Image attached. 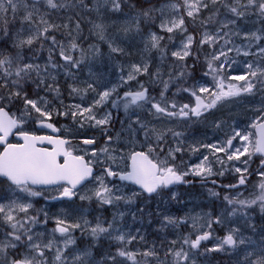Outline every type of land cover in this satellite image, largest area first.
Wrapping results in <instances>:
<instances>
[{
	"label": "snow or ice",
	"instance_id": "obj_1",
	"mask_svg": "<svg viewBox=\"0 0 264 264\" xmlns=\"http://www.w3.org/2000/svg\"><path fill=\"white\" fill-rule=\"evenodd\" d=\"M79 3L85 8L88 7L83 3V0H79ZM104 3L110 5L111 11L120 12L122 7L129 3V0H104ZM41 5L51 10H60L68 6L64 0H31V3H29V0H0V40L7 43L4 38H11L9 24L14 23L19 17L21 25L27 24L29 26V34L24 38L22 30L17 31L15 38L12 39V47L23 49L28 46L31 48L34 43L41 41L40 47L44 48L42 41H51V46L48 48V60L43 67L38 63L27 62L20 52L12 55L6 49L0 48V145H3V150L0 151V178H3V180L0 182H7L9 188L13 191L26 193L33 197L42 194L40 191L33 190V186L58 185L60 186L58 190L61 192V196L71 199L78 195L77 187L85 180L92 178L97 182L98 186L92 191V195L85 194L79 198L81 200H91L94 197L101 204L111 205L122 199L131 202V198L116 195L112 187H109L105 182V177H118L121 181H130L139 185L144 192L151 195L157 193L159 189L167 188L174 183H187L188 181H185L184 178L189 175L206 179L216 174L213 172L208 156H203L199 163L188 166L183 171L170 162L176 160V153L184 150L180 146L183 144L182 140L177 141L175 148L168 147L165 149L164 146L167 144L166 136L169 132L176 138L182 135V133L175 132L171 128L167 130L150 129L149 131H151L156 140L155 145L148 144L147 151H132L126 158L123 156L119 157L121 161L125 159L130 161L131 170L123 174L113 168V165L119 166L117 157L111 154L107 146L98 150L100 155L105 157L104 159L100 158L97 150H92L91 156L95 159L85 160L83 155H73L71 150L64 147V145L69 143L66 140L53 139L51 136L30 135L28 132L23 131L22 125L26 122L25 117L31 118L33 113L37 114L38 119L42 118L40 123L43 127L57 131L52 123H45L53 115V110L48 107V101L39 96L37 99L30 98L24 85L31 81L36 85L37 89L43 86L46 91L54 92L59 97L61 94L60 87L55 83L56 76L49 69L79 68L83 63V58L75 59L71 54L79 47L75 43V38L72 39L69 46H65L57 40L55 35H49L53 30H59L61 27L68 28V25L50 23L45 18L48 13L41 14L40 12ZM130 7L136 8L146 22L154 21V13L158 12L161 16L158 27L161 32L169 34L167 39L172 41L174 38L173 33L181 34L183 39L179 48L172 50L170 53L172 68L174 71L178 70L175 76L170 71L167 73L169 79L164 80L160 68H157L155 72H150V64L147 60L139 64H130L127 76H120L121 81L128 83L137 80L140 75H147L152 82H158L162 85L158 93L159 100L149 96V90L142 83L140 84V90L125 92L123 107L126 112L132 106L143 108L145 104H150L151 109H154L153 115H156L157 118L187 119L191 116L199 118L205 112L216 108L225 101L233 100L243 95H255L256 92H264V63L246 61L244 65L246 72L243 74L232 75L228 71L232 65L237 64V61L229 56V53L233 51L238 56L249 57L255 55L259 61L264 62V46H260L257 53L249 50L253 47L251 42L256 41L259 44L260 41L264 40V35L256 32L242 33L239 30L233 31L230 28V25H235L237 20L243 19L250 14L264 19V0H178V2L165 3L160 7L154 4L144 7L140 0H135L134 3L130 4ZM221 8L226 10L234 19L220 21V27L215 33L207 30L200 31L199 38L194 33L189 32L187 21H191V27L194 32L198 31L196 22L199 20L200 26L212 22L213 18L220 13ZM21 10H23L22 16L20 15ZM205 10L212 13L207 19L202 16ZM79 27L80 25L77 23L76 28L79 29ZM95 28L98 30L96 34L99 39L105 40L103 25L96 24ZM226 29L227 31H225ZM137 30H139L138 26ZM124 31L127 32L128 29H124ZM68 35L71 36V32ZM232 36L241 37L249 43L244 46H237L231 39ZM163 40H165V36L151 32L145 42V51H157L160 53L162 62L168 54L167 46L162 44ZM205 45L213 49L205 57L206 71L203 73L204 76L211 77L212 85L209 86L207 82L200 83L199 81L183 87L178 85V91L189 93L190 96L195 98L194 106H190L188 103L178 105L175 101L166 99L165 94L168 93L170 84L175 83L176 80H180L181 84H187L188 78L193 76L195 61L189 66L187 60L193 55L194 46L197 49H202ZM229 45L232 46L229 47ZM108 47L112 53H122L124 51L123 48L115 45L114 41H108ZM57 48L59 59L64 61V64L54 61V54H57ZM232 71H235V69H232ZM66 75L74 78V74L71 71H67ZM49 78H51L53 83H47ZM232 81H237L238 83H232ZM84 83L86 84L85 87L70 84V93L81 95V98L87 95L89 91L96 93L97 98L94 99L92 106L71 105L68 106L67 111L58 112L57 114L68 115L70 113L74 120L80 117L76 122L81 127L85 123H90L93 127H103L110 122L111 114H106L103 118H97L93 109L107 103L112 94L117 91L119 85H114L110 89L103 91H97L95 84ZM98 83H100L99 80H97ZM15 100L23 101L22 111L19 116L6 110L7 106ZM61 103L63 102L61 101ZM112 106L117 107L115 101H113ZM257 112L259 115L251 125V127L258 129L259 132V138L254 144L250 139L251 134L234 129L233 134L224 142L226 146L218 147L213 144L204 145V147L211 148L213 155L218 152L225 153L228 161L239 160L241 156L246 154L249 157L253 153L264 155V106L258 108ZM137 123H140V121L137 120ZM140 127L142 129L147 128V125L140 123ZM17 129L19 131L14 133V130ZM13 134L18 135L23 143L9 142L8 138ZM144 135L146 139H149L148 131ZM237 138L241 142V147H235L233 144V141L237 140ZM111 139L109 136L108 140L111 141ZM44 143L53 145V149L50 151L47 148L37 147L38 144ZM83 143L91 145L96 143V141L94 139H84ZM250 148L252 152L249 151ZM157 149L160 152L166 151L167 155L164 159L157 158ZM230 149L234 150L229 151ZM190 150L193 153L199 151L198 148L191 146ZM61 156L63 157L62 161L59 159ZM216 160L218 163L224 164V160L220 157L217 156ZM107 161H111V164L107 163ZM244 163H247V161H244ZM94 164L103 165L102 173L95 177L93 176ZM235 171L241 173L239 167ZM244 171L247 170L245 169ZM219 174L222 175L223 173ZM245 183L246 178L242 173L239 178V185H244ZM229 187H236V185H229ZM258 188L259 193L253 194L254 198L250 200L231 199L227 196L224 199L230 205L239 204L241 207H251L259 203L261 211L264 212V171L260 172ZM133 195L136 194L133 193ZM212 195H218V193L213 192ZM31 208V203H23L18 199L10 200L7 204L0 203V223L6 225L7 229H9L0 238V264H69V258L65 253L70 246L76 243L73 236L76 230H80L82 233L87 232L93 240H99L102 236L114 238L120 245L131 244L137 239L136 236H126L118 229L115 237H112V223H108L105 226L103 221L98 220L92 226L87 220L69 222L63 218L55 220L52 235L46 237L44 233H33V226L38 221L35 216L29 215V209ZM234 212L235 209L233 214ZM191 219L193 221L192 227L196 230L195 237L192 238L191 235L181 237L182 243L178 249L175 247L179 243L178 241L173 240L170 242L173 246L165 251V257H172L170 264H195L192 250L198 251L202 242L209 240L212 236L211 231L198 230L196 217ZM45 222L47 221L45 220ZM166 222L173 226L187 223L186 220L180 221L171 217H167ZM221 222L220 218H216L214 221L207 220L205 224L199 225V228L206 226L211 229L213 223L220 224ZM236 232V229L230 230L220 240L219 244L207 248L206 251L220 252L226 248H236L238 242L239 244H244L242 238L239 241L237 240ZM57 234L62 238L63 247L59 246ZM140 239L142 240L143 237H140ZM185 245L188 250H185ZM48 253L52 254L51 258H49ZM87 255H89L88 252L77 254L73 258L72 264H76L77 261L81 262V264H87V261L83 259ZM117 255L127 261H131V264H152V259L156 260L157 264H168L166 260L160 259L158 252L154 248L143 252H133L125 247H120L117 250ZM137 255L146 259L143 262L138 261ZM112 259L115 260V257ZM249 264H264V252L257 259L250 260Z\"/></svg>",
	"mask_w": 264,
	"mask_h": 264
},
{
	"label": "rangeland",
	"instance_id": "obj_2",
	"mask_svg": "<svg viewBox=\"0 0 264 264\" xmlns=\"http://www.w3.org/2000/svg\"><path fill=\"white\" fill-rule=\"evenodd\" d=\"M134 2L135 0H129V3L125 4L120 12H113L110 10V5H106L104 0H89V13L86 15L89 41H80L81 46L77 48L76 56L77 59L83 58V63L79 68L49 69V71L56 76L55 83L60 87L61 94L59 97H57L54 92L46 91L43 86L39 88L40 91L37 95L36 90L38 89L33 82H30L29 85L32 89H26L29 97L37 99L39 96L48 101L49 109L53 110V115L50 118L51 120H49L60 128L67 139L72 140L76 152L79 155H83L86 160L95 159L91 156L92 150H97L98 155H100L98 150L107 146L111 154L117 157V164L119 166L113 165V167L123 170L128 160L125 159L121 161L119 157L123 156L126 158L132 151H147L148 144H156L155 137L152 135L151 131H149L150 129L167 130L171 128L175 132L182 133V135L176 138L169 132L166 136L167 144L164 147H166V149L168 147L175 148L178 140L183 141V144L180 146L184 150L183 152L176 153L175 160L180 163L179 168L181 171L185 170L188 166L199 163L203 159V156H208L213 167V172L216 174L222 172V175H224L227 170L238 173L235 171L237 167L241 169V172H244L249 166V163H244L247 154L241 156L239 160L233 159L228 161L225 153L218 152L213 155L211 148L204 147V145L215 144L218 147L226 146L224 142L233 134L234 129L251 134V125L259 115L257 109L264 106V92H256L255 95H243L239 98L225 101L199 118L194 116L187 119L168 117L157 118L156 115H153L154 109H151L150 104H145L143 108H129L127 112L125 111L123 107V95L125 92L133 91L132 88H135L136 91L140 90V84L142 83L146 88H151L149 96L159 99L158 93L162 85L158 82H152L147 75H140L137 77V80L128 83L121 81L120 76H127L130 64L143 63L145 60L150 64V72H155L157 68L161 69L164 80L169 79L167 73L170 71H172L175 76L178 70L174 71L172 68L170 53L172 50L179 48L183 39L181 34L173 33L172 35L174 38L172 41H169L167 39L169 34L161 32L158 27L161 21L160 14L158 12L154 13L155 20L146 22L145 18L140 15L136 8L130 7V4ZM169 2L175 1L161 0L152 3V0H140V3H142L144 7H147L149 4L160 7ZM29 3H31V0H29ZM40 12L41 14L48 13L45 18L48 19L50 23L68 25V28L61 27L59 30H53L49 35H55L57 40L65 46H69L73 38H75V43H77L80 34L79 29L76 28L77 23H73L69 18L61 17L62 19H58L51 9H47L44 5L40 6ZM204 12L202 13L204 19L212 15L211 11L205 10ZM20 15H23V10H21ZM227 19H234V17H231L226 10L221 8L220 13L213 18L212 22L200 26L198 20L196 22L198 31L194 32V29L191 27V21H187V23L189 22V32L194 33L197 38H199L200 31L207 30L215 33L220 27V21ZM96 24L103 25L105 40H100L96 34L98 31L95 28ZM137 26L139 30H137ZM28 28L29 26L27 24L21 25L18 17L14 23L9 24L11 38H4L7 43L0 40V48L7 49V45L12 43V39L15 38V33L17 31L22 30V36L26 38L29 34ZM230 28H232L233 31L239 30L242 33L256 32L257 34L264 35V19H261L257 15L250 14L243 19L237 20L235 25H230ZM124 29H128V31L125 32ZM225 31H227V29ZM69 32H71V36L68 35ZM151 32L165 36V40L162 41V44L167 46L168 54L163 62L160 59V53L157 51H145V42ZM82 38L86 40L87 36ZM231 39L237 46H244L249 43L241 37L232 36ZM108 41H114L115 45L123 48L124 51L122 53H112L108 47ZM42 42L44 48L40 47L41 41H37L31 48L25 46L21 50L24 51L23 56L27 62L38 63L43 67L48 60V48L51 46V41L45 40ZM221 43H223V41H221ZM251 43L253 47L249 50L253 53H257L259 47L264 46V40L260 41L259 44H257L256 41H252ZM231 46L232 45H229V47ZM212 50L213 49L209 48L207 45L202 49H197L194 46L193 51L197 53L196 57L198 58V52H201L204 56V67L201 66V74V70H198L200 63L198 60V62L196 61L194 74L192 77L188 78L187 86L195 81H199L200 83L207 82L209 86L212 85L211 77L203 75L204 71H206L205 57ZM56 53L57 54H54V61L59 64H64V61L59 59L58 48L56 49ZM71 54L73 55V52ZM229 56L237 61V64L232 65L231 69H228L232 75L246 72L244 66L246 61L264 63L259 61L258 57L255 55L249 57H244L242 55L238 56L235 51H233L229 53ZM192 59L193 57L191 56L187 60L189 66L194 62ZM232 69H235V71H232ZM67 71H71L74 74V78L66 75ZM97 80H99L100 83L97 84ZM177 81L178 80L170 84L169 91L165 94L166 99L175 101L178 105L188 103L191 106L193 103L189 93L178 91L176 94ZM84 82L95 84L97 91H103L110 89L114 85H119L117 91L112 94L107 103L93 109L97 118H103L106 114H111L110 122L103 127H93L90 123H85L84 126L81 127L80 124L76 122L80 117L74 120L70 113L68 115L57 114L58 112L63 113L67 111L68 106L71 105L79 104L81 107L92 106L94 99L97 98L96 93L89 91L83 98H81V95L70 93V84H77L81 87H85L86 84ZM47 83H53L51 78L47 80ZM232 83L238 82L232 81ZM61 101L63 103H61ZM113 101L116 102L117 107L112 106ZM22 104V100H15L12 104L7 106L6 110L19 116L22 111ZM119 108L122 112L119 111ZM114 111L117 113L113 114ZM118 112H120V114H118ZM40 119L37 118L36 113H33L31 118L25 117L26 122L22 126L30 125L31 123L40 121ZM137 120L147 125V128L142 129L140 123H137ZM146 131L149 132V139L145 138L144 133ZM102 132L108 134L107 136L112 138L111 141L106 142L105 139L108 137L105 136V138H97V134ZM84 139H94L96 141L95 146L91 147L90 145H85L83 143ZM250 139L252 140V135H250ZM234 141L235 143L233 144L235 147H241L239 138ZM190 146L198 148L199 151L193 153L190 150ZM233 150L234 149H231V151ZM157 152H160L159 149H157ZM166 155L167 153L165 151L161 159H164ZM217 156L224 160L223 165L217 162ZM100 158L104 159L105 157L100 155ZM108 162L111 164V161H107V163ZM93 166L101 167L103 165L94 164ZM215 167L218 172L215 171ZM100 174L101 173L96 174L95 176ZM186 177L196 180H206L211 179L213 175L206 179L193 175ZM255 181V186L258 188L260 180ZM105 182L109 187H112L116 195L131 198V202L122 199L111 205H105L101 204L94 197L91 200H81L79 198L81 195H92V191L98 186L97 182L91 179L90 182L76 190L78 195H76L75 199L71 202L66 199L60 201L57 199L54 200V197L56 198L61 195L58 189L45 191L42 189H33L42 193L40 196L33 197L26 193L13 191L8 186L2 196L3 198H0V203L7 204L13 199H18L23 203H31L32 208L29 209V214L37 212L36 218L41 220L33 226V233H44L46 237L52 235V229L55 227V220L57 218H63L69 222H82L83 220H87L92 226L100 220L105 223V226L108 223L113 224L112 237H115L117 234V229L121 233L126 234V236L137 237L131 244L120 245L114 238L102 236L99 240L107 245L98 247L99 244L96 243L98 240H93L87 232L82 233L80 230H76V232L73 233L76 243L70 246L65 253L69 258V264H72L73 258L77 254H83L84 252L89 253V255L83 258L84 261H87V264H131V261H127L117 255V250L120 247H125L127 250L133 252H143L150 248H154L158 252L160 259L166 260L168 264H170L172 257H165V251L173 246L170 242L173 240L178 241L179 243L175 246L178 249L182 243L181 237L189 236L190 234H188V232L192 234L191 236H193V238L195 237L196 230L192 227V217L197 218V228L199 231H211L212 233L211 238L204 242L198 251L192 250L195 264H215L220 261L221 264H232L231 260L233 259H237V264H249L250 260L257 259V257L264 252V212L261 211L259 204L256 206L252 205L251 207H241L239 204L230 205L226 202L215 210L209 199L211 192L209 191L210 186L207 184L193 186L192 191L195 192V194H187L183 196L182 201L179 202L177 201V197L180 195L178 192H170L169 194L157 193L147 198L144 197L140 191L135 190L133 187L120 184L116 180L109 181L105 177ZM133 193L136 195H133ZM243 193V190H239L234 193V196L239 200ZM169 195L176 199L173 200L175 201V207L171 205L173 208H176V210L169 206ZM203 195H206L207 199H202L201 197ZM92 200H96L100 206L97 208H94V206H87L86 203ZM234 209L235 212L233 214ZM33 215H35V213H33ZM256 216L259 218L255 219ZM167 217L180 221L186 220L187 223L173 226L167 224ZM216 218H220L222 222L220 224L213 223L211 229H208L206 226L199 228V225L205 224V221H214ZM45 220L47 222H45ZM255 223H261V229L256 228ZM2 225L4 224L0 223V238L8 231L4 229ZM183 228L186 229V233H184ZM232 229L237 230V240L239 241V239L242 238L244 244H239L238 242L236 248H226L224 251L220 252L206 251L207 248L219 244L220 240ZM140 237H143V239L141 240ZM57 240L59 246L63 247L61 242L62 238H60L58 234ZM95 243L97 250H94L90 246ZM184 247L185 250H188L186 245ZM214 254H217L218 258H215ZM51 255V253H48L49 258H51ZM113 257H115V260L112 259ZM144 259L146 258L137 255L138 261L143 262ZM76 264H81V262L77 261ZM152 264H157V261L152 259Z\"/></svg>",
	"mask_w": 264,
	"mask_h": 264
},
{
	"label": "flooded vegetation",
	"instance_id": "obj_3",
	"mask_svg": "<svg viewBox=\"0 0 264 264\" xmlns=\"http://www.w3.org/2000/svg\"><path fill=\"white\" fill-rule=\"evenodd\" d=\"M177 82H178V85L179 86H181V87L184 86V84H181V81L178 80ZM178 85L176 86V88H177L176 94L178 93ZM147 89L149 90V94H150L151 93V88L150 89L147 88ZM132 90L133 91H136L135 88H132ZM190 98H191L192 103H193L191 106H194L195 105V98L192 97V96H190ZM179 103H180V100H179ZM130 108H136V107L135 106H132ZM191 117H193V116H191ZM50 120H48L47 122L52 123ZM52 124L55 125L54 123H52ZM34 126H35V122L34 123H31L30 125L22 126V130L28 132L30 135H35V136H51V134L48 133V132H43V131L35 130V127ZM55 126L58 127L57 125H55ZM58 129H59V135H58V137L59 138H62V139H64V140H66V141L69 142L68 144L65 145V148L68 149V150H71L72 153H73V155H79L76 152V150L74 149V143L72 142V140L71 139H67L64 136V134L61 132V130H60L59 127H58ZM18 131H19V129H17L15 131V133L18 132ZM13 135L9 136V138H8L9 139V142H11V143H18V141H16L13 138ZM107 135L108 134H105V137H108ZM251 135H252V142L254 144L255 141H256V133H255V128H253V127H252V130H251ZM102 137H104V136H101L100 134L97 135V138H102ZM105 140H106V142H109L108 138H106ZM233 143H235V141H233ZM90 146L91 147L92 146H95V143L94 144H91ZM2 148L3 147H0V151L2 150ZM45 148L50 149V147H48V146H46ZM165 149H166V147H165ZM229 151H231V149ZM249 151L252 152V149L250 148ZM163 153L164 152H157V154H158V157L157 158L161 159V156L163 155ZM245 161H247V164L249 163V166L246 169L247 171L241 172L239 174L238 173H233L230 170H227L226 173H224V175H222V176L220 174H214L211 179H206V180H196V179H193V178L185 177L184 178L185 181L192 180V184H189L187 186L179 185V186L171 187V188H168V189L167 188H162V189H159L157 193L169 194L170 192H178L180 195L178 194L179 197H177V201L180 202L183 199V193H184V191H186L187 193L190 192L191 190H193V186L202 185V184H199L198 182L199 181H203V182H206V184L210 186L209 187V191L211 192V194L209 196V199L211 201L212 206H214V209L215 210L218 209L219 206H221L223 203H226L227 202L224 199L225 196H227V197H229L231 199H236V197L234 196V193L238 192L239 190H243V192H244L243 194H241L239 200H250V199H253L254 198V195L253 194H258L259 193V188H257L255 186L256 185V181L255 180H258L259 181L260 180V172L261 171H264V163L262 164V162H264V155H262L260 153H253L251 155V157H249V155H247V157H245ZM170 162L174 163L179 168V165H180L179 162H176V161H170ZM108 163L110 164V162H108ZM93 168L96 170V174L102 173L103 166H101V167L93 166ZM114 169L117 170V171H120L122 174L123 173H126L127 170H128V161L126 163V167L123 170H120L118 168H114ZM179 170H181V169L179 168ZM215 171L218 172L217 169H216V167H215ZM242 173H243V175L246 178V183L242 187H239L238 189H234V190L227 189L226 188L227 186L234 185L238 181V178H240V176H241ZM106 178L108 179V177H106ZM114 178L115 177H113L111 181H115ZM2 180L3 179H0V181H2ZM213 181H215V183H213ZM120 184H123V183H120ZM127 186H129V185H127ZM7 187H8L7 182H0V198H3L2 196L4 195ZM59 187L60 186L52 187V188H47V189H42V190L45 191V190H50V189H58ZM130 187H132V186H130ZM133 188L135 190H138L135 187H133ZM138 191H140V190H138ZM213 192L218 193V195H212ZM140 193L144 197H147V198L152 197L155 194H157V193H154L152 195H146V194L142 193L141 191H140ZM53 199L56 200L55 197ZM74 199H75V196L72 198V200H74ZM72 200H70V202ZM173 200H176V199H174L173 197H171L169 195V201H171V202H173L175 204V201H173ZM58 201H60V200H58ZM180 204H182V203H180ZM257 204H259V203H257ZM257 204H255V206ZM258 218L259 217L256 216L255 219H258ZM260 224L261 223H255V227L261 229V226L262 225H260Z\"/></svg>",
	"mask_w": 264,
	"mask_h": 264
},
{
	"label": "trees",
	"instance_id": "obj_4",
	"mask_svg": "<svg viewBox=\"0 0 264 264\" xmlns=\"http://www.w3.org/2000/svg\"><path fill=\"white\" fill-rule=\"evenodd\" d=\"M157 1H161V0H152V3H155V2H157ZM175 2H178V0H174ZM64 2L66 3V5H68L67 7H65V8H63V9H60V10H51L52 12H53V14L58 18V19H60L61 17H63V18H69L73 23H78L79 25H80V27H79V39H78V41H77V45L78 46H81V42H87V41H89V39H88V36H89V31H88V29H87V21H86V19H87V17H86V15L89 13V9H88V7L87 8H85V7H83V5H81L80 3H79V0H64ZM83 3L84 4H86L87 6L89 5V0H83ZM64 12H66V13H64ZM205 13V12H204ZM62 19V18H61ZM189 23V22H188ZM86 37L87 36V39L85 40H83V38L82 37ZM81 41V42H80ZM8 52H10L12 55H15L17 52H20V54L23 56V54H24V51L23 50H21V49H16V48H14V47H12V43L10 44V45H7V49H6ZM196 55H197V53H195V51H193V55H192V57H193V59H192V61H195V63H196V61L198 60L199 61V63H200V65H199V67H198V70L200 69L201 70V74H202V69H201V66L202 67H204V56H203V54L201 53V52H198V59H197V57H196ZM73 56H74V58L75 59H77V50H75V51H73ZM24 57V56H23ZM197 61V62H198ZM188 62V61H187ZM176 63H179V62H176ZM190 65H192V63L190 64ZM180 81V80H179ZM30 82L31 81H29V82H27L25 85H24V88H25V90L27 89V88H30V89H32L29 85H30ZM184 86H187V84H184ZM39 91H40V89H38V90H36V92L37 93H39ZM43 94V93H42ZM171 98V97H170ZM160 99V98H159ZM159 99H157V100H159ZM119 111L120 112H122L121 110H120V108H119ZM120 112H118V114H120ZM115 113H117V112H113V114H115ZM123 114V113H122ZM98 135V134H97ZM100 135L101 136H105V132H102V133H100ZM192 191V190H191ZM186 192V191H184V193H183V196H185V195H187V194H195V192ZM191 196H194V195H191ZM202 199H207V197H206V195H203L202 197H201ZM168 203H169V206H171V205H173L174 207H175V205H174V203L173 202H171V201H169V199H168ZM86 205L87 206H89V207H91V206H94V208H97V207H99L100 206V204H98L97 203V201L96 200H92V201H90V202H88V203H86ZM173 206H171L172 208H173ZM173 209H175L176 210V208H173ZM35 211H37V210H35ZM104 212H107V211H105V210H103ZM33 213H35V215H33ZM33 213H31V214H29V215H33V216H35V217H37V212H33ZM37 221L38 222H40L41 220L40 219H37ZM2 227L4 228V229H7V226L6 225H2ZM7 230H9V229H7ZM183 231H184V233H186L187 231H186V229L185 228H183ZM188 234H190V235H192L191 233H189L188 232ZM192 238H193V236H191ZM253 242H254V240H253ZM96 243H98L99 244V246L98 247H101V246H105V245H107V244H103L102 243V241L101 240H98V241H96ZM96 243L94 244V245H90L94 250H97V247H96ZM109 244V243H108ZM110 244H112V243H110ZM214 256H215V258H218V256H217V254H214ZM213 256V257H214ZM237 259H233V260H231V262H232V264H237ZM215 264H221V261L220 262H216Z\"/></svg>",
	"mask_w": 264,
	"mask_h": 264
},
{
	"label": "water",
	"instance_id": "obj_5",
	"mask_svg": "<svg viewBox=\"0 0 264 264\" xmlns=\"http://www.w3.org/2000/svg\"><path fill=\"white\" fill-rule=\"evenodd\" d=\"M123 96H124V95H123ZM45 123H50V122L45 121ZM53 126L57 129V131H52V129H50V128L43 127V126L41 125L40 121H36L34 127H35V130H39V131H43V132H48V133H50V134H51V137H52L53 139L64 140V139L58 137V135H59V129H58V127H56L55 125H53ZM15 131H16V130H14V133H15ZM255 133H256V140H257V139L259 138V132H258V129H256V128H255ZM13 138H14L16 141H18V143H23V141L19 139L18 135L14 134V135H13ZM46 146L50 147V149H48V150H50V151L53 149V145L48 144V143L38 144V145H37V147H43V148H45ZM0 147H3V145H0ZM64 147H65V145H64ZM2 150H3V148H2ZM2 150H1V151H2ZM59 159L62 161V160H63V157L61 156V157H59ZM262 164H263V163H262ZM130 170H131V169H130V161H128V170H127V172L130 171ZM95 174H96V170L94 169V171H93V176H94ZM112 178H113V177H108V180L111 181ZM0 179H3V178H0ZM91 179H92V178H89V179L85 180L81 185H79V186L77 187L76 190H78L79 188H81L82 186H84L85 184H87L88 182H90ZM114 179H115L116 181H118L119 183H123V184H125V185H129V186L135 187L136 189L140 190L142 193H144V194H146V195H149L148 193L144 192V191L139 187V185L133 184V183H131L130 181H121L118 177H115ZM198 183H203V182H198ZM189 184H192V180H189L187 183H174V184L168 186L167 188H171V187H175V186H179V185L187 186V185H189ZM234 185H236V187H229V186H227L226 188H227V189H235V188H239V187H242V186H243V185H239V178H238V181H237ZM57 186H58V185H53V186H33V189H47V188H52V187H57ZM153 194H154V193H153ZM151 195H152V194H151ZM56 199H57V200H63V199L72 200V198L69 199V198H66V197H62L61 195L58 196V197H56ZM207 241H208V240H207ZM204 242H206V241H204ZM204 242H202V243H204Z\"/></svg>",
	"mask_w": 264,
	"mask_h": 264
},
{
	"label": "bare ground",
	"instance_id": "obj_6",
	"mask_svg": "<svg viewBox=\"0 0 264 264\" xmlns=\"http://www.w3.org/2000/svg\"><path fill=\"white\" fill-rule=\"evenodd\" d=\"M199 182H203V181H199ZM199 184H206V182H203V183H199ZM168 189V188H167ZM235 189H238V188H235ZM234 190V189H232Z\"/></svg>",
	"mask_w": 264,
	"mask_h": 264
}]
</instances>
